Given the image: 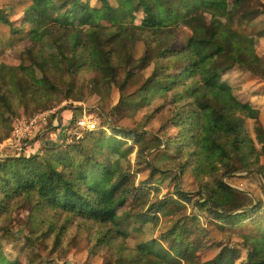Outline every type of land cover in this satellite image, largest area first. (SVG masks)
<instances>
[{"label": "trees", "instance_id": "16d2710c", "mask_svg": "<svg viewBox=\"0 0 264 264\" xmlns=\"http://www.w3.org/2000/svg\"><path fill=\"white\" fill-rule=\"evenodd\" d=\"M96 1L90 5L84 0H32L25 9L20 21L29 25L23 51L28 64H0V139L11 130L6 114L15 112V106L50 101V93L79 101L86 90L99 96L101 106L115 87L121 96L113 111L136 110L158 94L171 96V115L158 136L164 154L158 149L160 155H152L159 156V166L155 165L146 152L126 143L136 128L106 119L103 126L83 132L63 148L45 141L41 155L1 156L0 219L20 200L31 204L35 229L31 235H20L18 250L31 248L33 234L39 235L49 219L59 227L49 221L42 234L49 238L58 230L53 241L59 243L69 226L82 220L93 225L87 233L90 252L105 249V264H264V227L252 233L245 229L247 223L253 227L258 212L264 217V208L250 192L225 179L256 173L264 180L260 111L239 96V78L230 80L237 71L261 74L254 69L260 61L256 39L228 24L211 27L206 22L208 15L232 18L233 13L249 19L264 14V3L240 0L230 10L228 0ZM139 12L142 16L135 24L129 17ZM0 20L12 32L23 26H13L1 10ZM179 30L184 36L175 45ZM137 42L143 43V53L130 67ZM147 67L151 69L146 75ZM134 84L133 92L125 94ZM250 121L254 137L247 128ZM116 137L119 141L113 140ZM133 151L134 170H148L144 186L134 185L129 158ZM185 173L195 181L192 192L178 185ZM164 176L175 183L170 193L159 197L158 182ZM47 212L51 218L35 220ZM199 214L240 242L207 241L209 231ZM160 217H167L169 226L158 237L152 233L135 247L127 246L130 223L156 224ZM20 236L0 225V264L8 258L1 256L2 239L16 241ZM209 244L218 251L200 261L198 252ZM42 262L38 254L30 261L13 260L47 264Z\"/></svg>", "mask_w": 264, "mask_h": 264}, {"label": "rangeland", "instance_id": "374dc122", "mask_svg": "<svg viewBox=\"0 0 264 264\" xmlns=\"http://www.w3.org/2000/svg\"><path fill=\"white\" fill-rule=\"evenodd\" d=\"M90 3V5H96V0H84ZM229 9L232 10L239 4L240 0H228ZM256 0H251V4H255ZM264 3V0H258ZM32 0H0V10L2 14L7 16L9 21L13 22V26L20 27L18 32H12L9 24L3 23L0 20V64L4 63L7 65H18V64H28V61L23 58L24 48L28 45V29L29 25L27 23L21 24V17L25 12V9L29 7ZM257 5V4H255ZM141 13H135L130 15V20L138 24L141 19ZM206 22L211 27H218L222 25H230L232 28L246 33L248 35H253L256 39L255 53L259 56L260 61L254 63V69L261 74L254 75L261 82L264 78V14L255 15L249 19L246 17H241V14L233 13L232 18H227L224 16H212L208 15ZM14 27V28H16ZM184 33L179 30L177 34V39L175 40V45H180L182 43V38ZM143 43L137 42L133 51V58L129 63V66H134L135 61L143 53ZM151 67H147L144 72L146 75L149 73ZM141 76V75H140ZM138 76V77H140ZM135 85L127 87L125 94H131L135 89ZM86 97L83 100H73V99H62L60 96L50 93L49 100L47 102H41L38 105L29 106H15V112L6 114L7 122L12 127V123L15 119L21 118L29 119L33 115L44 112V111H54L50 115L49 121L41 127V132L31 136L22 143V152L25 156H31L35 154L42 153V144L45 141L55 143L59 147L68 143L67 135L60 132L62 126L61 123L54 127L53 121L58 118L63 122L71 120L73 123L77 117L91 118L97 123V128L104 125L106 119H109L112 123L118 126H125L132 129H137L130 137H127V144L134 145V151L146 152L148 158L152 163L159 166V156L158 159L152 158V155L164 154L163 144L159 143V134H162V125L171 115L170 112V100L171 96L169 94H158L153 96L150 100L143 101L142 105L136 110L123 111L121 109L113 111L114 107L120 99V93L115 87H112L110 94L104 100L103 104H99V96L96 94L88 95L87 90ZM112 113V114H110ZM109 115V116H108ZM261 117V113H260ZM260 122L263 124L264 116L261 118ZM247 128L252 137H254V121L247 122ZM11 131V130H10ZM108 133V131H107ZM10 135V132L8 136ZM7 136V137H8ZM6 139V138H4ZM4 139H0L2 142ZM120 137L113 138L115 141H119ZM256 140V139H255ZM139 141V142H136ZM75 142V141H73ZM256 146L259 144L255 142ZM160 147V148H159ZM162 150L157 152V150ZM159 150V151H160ZM132 152L129 156L131 160V170H134L133 161L135 152ZM158 153V154H157ZM5 154H11L14 156H20L13 154V151L9 148L0 147V157ZM115 156L116 154H112ZM118 155V154H117ZM116 155V156H117ZM114 159V158H112ZM152 159V160H151ZM162 161V160H160ZM259 163L264 167V155L259 157ZM134 185L144 186V181L149 179L148 170L145 168L134 170ZM161 177L158 175V178ZM224 179V178H223ZM226 181L234 186L235 188L248 191L252 194L255 199L260 200V205L262 209L264 208V180L256 173H237L230 178H225ZM155 183V182H153ZM160 188L159 197L163 194L170 193L174 186L175 180L169 176H164L158 182ZM178 185L181 189L187 192H192L195 190V181L190 173H185L180 179H178ZM148 191V190H147ZM149 192V191H148ZM150 198L152 199V194L150 192ZM191 210V205H187V212ZM119 209L117 210V212ZM48 213V212H47ZM39 214L35 220H39L41 217L51 218V213L48 215ZM201 221H204L203 215L199 214ZM258 219L255 224L247 223L245 226L246 230L256 232L264 227V217H260L259 212L256 214ZM48 221V220H47ZM51 223H54L49 219ZM49 221L46 225H43L41 231H47L49 228ZM261 221V222H260ZM31 216V204L27 200H20L8 208L6 214H3L0 219V225L5 228L7 233L12 232L14 235H31L34 231V225ZM208 222V223H207ZM63 223V222H62ZM130 229L128 230V236L126 238V244L128 247L133 248L136 244L141 243L152 236L155 237L163 232L169 226V221L167 217H160L156 224L152 221L143 223H130ZM54 226L58 229V225L54 223ZM203 226L209 231L210 237L207 241L210 243L219 244H234L240 242L239 238L233 234H226L221 229L217 228L213 222H210L206 217L203 222ZM138 227V229H135ZM93 229L91 223L76 220L67 229L66 233L61 237L60 243L58 241H53L55 234L58 230H54L51 236L48 238L39 232L33 234L34 240L30 244L31 248L23 250H18L23 242V238L20 236L16 241L12 239H2L1 245L3 252L1 251V256H7L2 264H14V259H19L21 262L30 261L32 254H38L43 261L42 263L47 264H105L107 256L105 249H100L97 252H90V242L87 236ZM240 250V255L245 256V250L241 245L235 246ZM217 246H205L199 253L200 261H207L211 259L215 253L218 251ZM23 251V252H22ZM241 258V257H240Z\"/></svg>", "mask_w": 264, "mask_h": 264}, {"label": "built area", "instance_id": "2783aa9c", "mask_svg": "<svg viewBox=\"0 0 264 264\" xmlns=\"http://www.w3.org/2000/svg\"><path fill=\"white\" fill-rule=\"evenodd\" d=\"M52 112L54 111H44L33 115L29 119H24L22 116L15 119L12 123L10 135L0 142V147L11 149L15 155L21 154L23 141L40 133L41 127L49 121ZM70 121L63 122L59 119L58 122V118L53 121L54 127L61 123L62 128L60 132L67 135L68 143L78 140L85 131L97 129V123L89 117H77L73 123H70Z\"/></svg>", "mask_w": 264, "mask_h": 264}, {"label": "crops", "instance_id": "0c3cea01", "mask_svg": "<svg viewBox=\"0 0 264 264\" xmlns=\"http://www.w3.org/2000/svg\"><path fill=\"white\" fill-rule=\"evenodd\" d=\"M239 78L240 90H238L239 96L250 102L254 107L258 108L261 113V118L264 116V79L260 82L258 78L253 76L249 72H233L231 81ZM264 126V122H263Z\"/></svg>", "mask_w": 264, "mask_h": 264}]
</instances>
